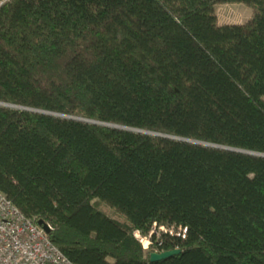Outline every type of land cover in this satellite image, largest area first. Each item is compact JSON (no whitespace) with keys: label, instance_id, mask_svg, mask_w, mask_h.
<instances>
[{"label":"trees","instance_id":"obj_1","mask_svg":"<svg viewBox=\"0 0 264 264\" xmlns=\"http://www.w3.org/2000/svg\"><path fill=\"white\" fill-rule=\"evenodd\" d=\"M0 103L264 154V0H10ZM0 191L76 264H264L263 157L0 106Z\"/></svg>","mask_w":264,"mask_h":264},{"label":"built area","instance_id":"obj_2","mask_svg":"<svg viewBox=\"0 0 264 264\" xmlns=\"http://www.w3.org/2000/svg\"><path fill=\"white\" fill-rule=\"evenodd\" d=\"M9 1L0 0V8ZM161 232L172 234L174 229L155 225L149 236V243L155 246L154 252H160L158 246H161L162 242L153 243L151 237L156 235L158 240ZM137 238L146 250L150 249L139 236ZM0 264L76 263L52 242L49 233L41 225L25 216L19 207L0 191Z\"/></svg>","mask_w":264,"mask_h":264},{"label":"water","instance_id":"obj_3","mask_svg":"<svg viewBox=\"0 0 264 264\" xmlns=\"http://www.w3.org/2000/svg\"><path fill=\"white\" fill-rule=\"evenodd\" d=\"M0 106L10 107V108H14V109H18V110H24V111L43 113V114L52 115V116H59V117H63V118L76 119V120L86 121V122H90V123H94V124H99L102 126L119 128V129H124V130H129V131H135V132L149 134V135H153V136H157V137L180 140V141L189 142V143L201 144V145H206V146H210V147L230 150V151H234V152H240V153L249 154V155L264 158V154H262V153L250 152V151H245V150H241V149L225 147V146H221V145H215V144H210V143H205V142L195 141V140H190V139H185V138H180L177 136H171V135H167V134L150 132V131H146V130H138V129L127 128V127L118 126V125L106 124V123H100V122H96V121H92V120H85V119H81V118L65 116V115H61V114L46 112V111H42V110H38V109H34V108L23 107V106L10 105V104H4V103L3 104L0 103ZM39 225H41L48 233H50V231H51L50 226L47 223H45L43 220L39 221ZM179 253H181V249L166 250L163 252H153L151 255V260L152 261H160V260L170 258L174 255L179 254Z\"/></svg>","mask_w":264,"mask_h":264},{"label":"rangeland","instance_id":"obj_4","mask_svg":"<svg viewBox=\"0 0 264 264\" xmlns=\"http://www.w3.org/2000/svg\"><path fill=\"white\" fill-rule=\"evenodd\" d=\"M215 9H216V13L218 15V21L220 24L243 23L245 20H247L254 14L253 7L247 5L246 3H237V2L236 3L235 2L234 3H220L215 6ZM99 205L101 209L108 215L115 217V218H119L120 220L127 219L124 215L116 212L114 209H112L108 205L104 203H99ZM135 234H137V236H139V238L143 240V243H145V245L148 244L150 249L155 247L149 243V241L151 240L149 239L148 235L143 234L140 231H136Z\"/></svg>","mask_w":264,"mask_h":264}]
</instances>
